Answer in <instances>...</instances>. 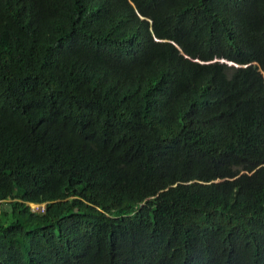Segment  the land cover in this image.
Instances as JSON below:
<instances>
[{
  "label": "trees",
  "instance_id": "obj_1",
  "mask_svg": "<svg viewBox=\"0 0 264 264\" xmlns=\"http://www.w3.org/2000/svg\"><path fill=\"white\" fill-rule=\"evenodd\" d=\"M262 71L264 0H0V264H264Z\"/></svg>",
  "mask_w": 264,
  "mask_h": 264
},
{
  "label": "built area",
  "instance_id": "obj_2",
  "mask_svg": "<svg viewBox=\"0 0 264 264\" xmlns=\"http://www.w3.org/2000/svg\"><path fill=\"white\" fill-rule=\"evenodd\" d=\"M30 207L32 209H40L43 210V204L39 205V204H35V203H29Z\"/></svg>",
  "mask_w": 264,
  "mask_h": 264
},
{
  "label": "rangeland",
  "instance_id": "obj_3",
  "mask_svg": "<svg viewBox=\"0 0 264 264\" xmlns=\"http://www.w3.org/2000/svg\"><path fill=\"white\" fill-rule=\"evenodd\" d=\"M8 206H9V209H10V205H8L7 203H4V202H3L2 204H0V208H1V207L8 208ZM9 209H8V210H9Z\"/></svg>",
  "mask_w": 264,
  "mask_h": 264
},
{
  "label": "water",
  "instance_id": "obj_4",
  "mask_svg": "<svg viewBox=\"0 0 264 264\" xmlns=\"http://www.w3.org/2000/svg\"><path fill=\"white\" fill-rule=\"evenodd\" d=\"M221 60H223V59H221ZM229 63V62H228ZM262 73L264 74V72L262 71Z\"/></svg>",
  "mask_w": 264,
  "mask_h": 264
}]
</instances>
